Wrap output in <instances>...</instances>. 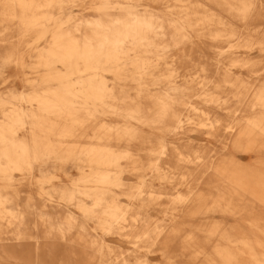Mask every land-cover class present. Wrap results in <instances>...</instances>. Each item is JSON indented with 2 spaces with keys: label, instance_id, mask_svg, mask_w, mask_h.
<instances>
[{
  "label": "bare ground",
  "instance_id": "6f19581e",
  "mask_svg": "<svg viewBox=\"0 0 264 264\" xmlns=\"http://www.w3.org/2000/svg\"><path fill=\"white\" fill-rule=\"evenodd\" d=\"M1 1L21 34L0 66L35 76L0 96V264H264L241 220L264 210V169L234 159L264 146V74L243 77L264 71V0H95L85 20L86 0ZM192 36L229 44L215 79H176Z\"/></svg>",
  "mask_w": 264,
  "mask_h": 264
},
{
  "label": "rangeland",
  "instance_id": "374dc122",
  "mask_svg": "<svg viewBox=\"0 0 264 264\" xmlns=\"http://www.w3.org/2000/svg\"><path fill=\"white\" fill-rule=\"evenodd\" d=\"M95 0H86L84 5H80V3H74V5H71L69 7V10H71V13L73 15V17L75 19H83L85 20L86 18L87 19H91V18H94L95 16V13H94V9L92 8L93 6V3H94ZM192 1L193 3L195 4H202V3H206V0H190ZM2 1L0 0V3ZM0 11L1 10V5H0ZM4 15V14H3ZM3 15H1L0 13V53H2L5 49V47H7V49L10 51L11 48H8V46H12L15 42L16 39L20 38V34H21V28L20 26L12 19H10L9 17H3ZM15 19V18H13ZM14 22V24L12 23ZM33 33H30L24 37H22L21 39H24V42L22 43V47H24L23 49L26 50L28 49L27 45L26 44H31L33 43ZM200 37V38H199ZM198 38L197 37H194L192 36L191 38V42L188 43L186 42L184 44V48L186 49V55H188L186 57V59H189V57L191 58V62H184L182 68H178L177 71V80L178 81H181L182 79L185 78H188V77H195L196 75H199L200 73V70H198L201 66H204L206 68H210L208 69L209 71V77L211 80L215 79L217 77V75L213 74L215 73V71L213 70V67H212V63H214V60L215 59H212L210 58L211 55L209 54V51H212V49L214 48V46L216 47H219L221 50H229V44L227 42H222V41H219V42H216V45H212L210 43H208L210 41V39H207L209 37H203V36H199ZM201 40H205V42H201ZM37 43H40V46L44 44V42L39 39L38 41H36ZM234 42V41H233ZM232 42V43H233ZM191 45V46H189ZM188 48H190L191 51H187ZM240 49V48H239ZM13 50V49H12ZM15 51V50H13ZM28 51V50H26ZM207 54V55H206ZM210 56V57H209ZM24 58L27 60V62H30L33 60V58H28L27 55L24 56ZM226 59H223L222 61H225ZM180 64V63H179ZM195 70L197 72H195ZM256 71H247V70H244L243 71V77L248 80V81H252L253 84H251V88L253 90L254 87H256L254 84L256 83L254 81V77L256 75H261V74H264V71L263 70H259V69H255ZM22 71H25V72H28V76L30 78H33L35 75L34 73H31L29 71L28 68H19L17 66H15L13 63H6L2 66H0V96L1 97H4V98H9L8 96V90L9 89H19L21 90L22 88L23 89H27L29 88L30 86L26 84V82H24L22 79H20L22 77L21 72ZM190 74H192L190 76ZM181 75V76H179ZM251 93L249 92V95ZM251 96V95H250ZM249 96V98H250ZM248 98V100H249ZM246 100V101H248ZM201 107H204L203 104H200V108ZM245 107V106H244ZM242 107V109L244 108ZM241 110V107L238 108L234 114L235 115H239L241 114L240 111ZM187 113V112H186ZM220 114H224L223 112H220ZM249 113L248 112H242V115L239 117L241 119H244L245 116H248ZM188 116L190 117V121L191 122H197L199 120H201L203 118V116H199V117H196L195 114L192 113V111H190L188 113ZM224 116H222L223 118ZM103 122L106 121V122H109L111 124H115V123H118L120 122V119L119 118H116V116H112V115H105L103 117ZM203 120V119H202ZM192 127H196L194 124H188ZM89 139H81V141H83V143H86L88 142ZM85 141V142H84ZM204 141V140H203ZM218 145L219 143L217 142H213L211 144V148L212 150L209 151L211 154H214L215 151L218 149ZM235 157L241 161L242 164H244V166L246 168H252L254 171H256L255 169H264V146L263 147H260L258 148L254 153L252 152L251 154H247V153H237L235 152V156H234V159ZM256 157V158H255ZM68 172H70V174H76V171L73 170V169H69L67 170ZM58 174V177L61 178V180H65L67 181L65 175L62 173V172H57ZM76 176V175H75ZM57 179H54V182H56ZM34 183V182H33ZM31 189H33V193L35 192V186L34 184H31L30 185ZM214 214L212 216L216 217V219H218L220 217V215L218 214V216ZM157 218H159L160 221H164V217L162 216V214H156L155 215ZM206 219H203L201 216H198V217H189L187 219H185V222L184 223V228L187 230L188 229V225H187V222L189 221L191 225H197V224H200V223H203ZM242 221H244L245 223L247 221H255L257 223V228H253V229H249V227L247 228L248 231L250 232H253L254 236L258 239L259 242H261L262 244H264V210H261V211H258L256 214L254 213L252 215V217H248V218H242L241 219ZM253 230V231H251ZM247 231V230H246ZM117 242L120 246L124 247L125 249L127 247H129V244L127 243H121L119 241H115ZM125 253H127L126 250L123 251ZM152 259V261L156 262V261H164V257H161L160 255L156 256V257H152L149 256ZM185 259L187 257H184ZM183 258V259H184Z\"/></svg>",
  "mask_w": 264,
  "mask_h": 264
}]
</instances>
